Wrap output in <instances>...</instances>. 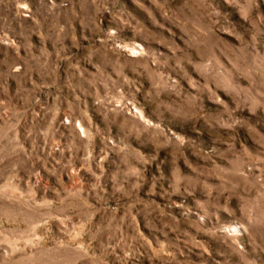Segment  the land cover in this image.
<instances>
[{
  "label": "rangeland",
  "instance_id": "rangeland-1",
  "mask_svg": "<svg viewBox=\"0 0 264 264\" xmlns=\"http://www.w3.org/2000/svg\"><path fill=\"white\" fill-rule=\"evenodd\" d=\"M0 264H264V0H0Z\"/></svg>",
  "mask_w": 264,
  "mask_h": 264
}]
</instances>
